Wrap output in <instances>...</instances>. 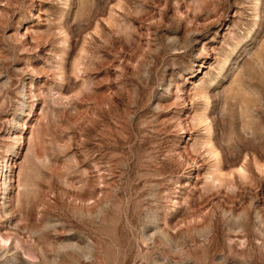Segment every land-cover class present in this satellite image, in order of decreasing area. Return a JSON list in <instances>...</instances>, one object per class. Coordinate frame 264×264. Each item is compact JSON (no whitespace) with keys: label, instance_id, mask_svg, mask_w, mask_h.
<instances>
[{"label":"rangeland","instance_id":"374dc122","mask_svg":"<svg viewBox=\"0 0 264 264\" xmlns=\"http://www.w3.org/2000/svg\"><path fill=\"white\" fill-rule=\"evenodd\" d=\"M0 264H264V0H0Z\"/></svg>","mask_w":264,"mask_h":264}]
</instances>
